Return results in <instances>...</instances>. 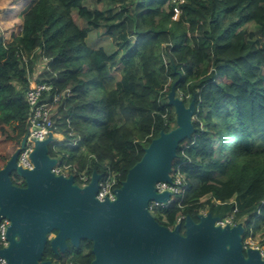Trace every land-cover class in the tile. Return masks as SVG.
Listing matches in <instances>:
<instances>
[{"label":"trees","instance_id":"16d2710c","mask_svg":"<svg viewBox=\"0 0 264 264\" xmlns=\"http://www.w3.org/2000/svg\"><path fill=\"white\" fill-rule=\"evenodd\" d=\"M175 5L34 0L19 33L0 27V170L29 132L26 91L32 81H46L53 86L45 95L54 131L65 136L50 144V154L67 161L80 184L81 173L106 176L108 166L122 173V184L152 140L176 127L168 102L176 83L186 104L195 99V132L173 161L172 173L185 176L184 193L155 212L157 221L173 229L179 217L184 224L187 216L225 217L238 207L244 239L263 235L264 0H185L179 19ZM99 29L116 49L90 47V34ZM40 56L49 64L33 78ZM12 180L26 186L17 173ZM92 248L89 239L77 247L69 240L65 252H55L49 240L43 260L91 264Z\"/></svg>","mask_w":264,"mask_h":264},{"label":"water","instance_id":"95a60500","mask_svg":"<svg viewBox=\"0 0 264 264\" xmlns=\"http://www.w3.org/2000/svg\"><path fill=\"white\" fill-rule=\"evenodd\" d=\"M168 102L175 108L176 127L152 140L116 189L115 200L97 198L102 173L94 171L91 181L81 186L73 174L53 171L59 161L49 150L54 133L35 141L32 169L19 165L28 134L23 138L0 170V221H11L9 245L0 250L7 264H57L43 260L49 240L55 252H65L69 240L77 247L83 239L93 241L91 264H264L259 250L245 251L246 226L241 222L223 227L217 225L219 216L207 212L199 214V221L187 216L172 229L150 211L152 201L170 199L171 192H158L157 183L172 181L178 148L195 132V99L186 104L175 83ZM13 173L26 186L16 185Z\"/></svg>","mask_w":264,"mask_h":264},{"label":"built area","instance_id":"2783aa9c","mask_svg":"<svg viewBox=\"0 0 264 264\" xmlns=\"http://www.w3.org/2000/svg\"><path fill=\"white\" fill-rule=\"evenodd\" d=\"M185 0H175L176 5L174 6V19H179L182 9L181 4L184 3ZM53 89V86L49 82H34L32 81L30 87L26 91L27 102L30 107V128L28 132V139L26 147L21 151L18 159L19 165H22L25 168L32 169L33 162L30 158V153L34 149L35 141L40 140L43 141L51 133H54V141L53 142H61L58 139L60 136L59 133L54 131L55 129V120L53 118V109L48 105L47 97L45 94L50 92ZM181 97V96H180ZM182 98V97H181ZM60 100V95L57 94L55 96L54 102ZM57 137V138H56ZM93 156V155H91ZM59 160V159H58ZM108 174L105 176L103 174L102 179L100 180V189L97 194V198L100 201L115 200L116 199V189L120 187L121 182L120 178L122 173L119 171H114L108 166ZM53 171L58 175L69 176L71 173V165L67 164V161H64L63 164L58 163L54 166ZM74 175V174H73ZM82 183H78L81 186H86L90 181L91 177L88 174V171L80 174ZM187 185L184 174L178 170L175 173H172V181L166 182L161 181L157 183L158 192L163 193L165 191L171 192V197L166 202L160 201H152L150 203V211L155 215L157 210L168 207L177 195H183L184 188ZM215 201V199H213ZM220 203V201H217ZM238 212V207H236L230 214L225 217H220L217 221V225L220 226H235L238 223L246 224L242 221H237L236 213ZM202 213H207L204 211ZM181 217H179V222ZM11 224L9 218H2L0 221V250L7 247L9 245V240L7 238L8 228ZM244 249L245 251L253 248L260 251L262 257L264 258V234L254 236L253 232L250 237L243 239ZM0 264H7V260L0 256Z\"/></svg>","mask_w":264,"mask_h":264},{"label":"rangeland","instance_id":"374dc122","mask_svg":"<svg viewBox=\"0 0 264 264\" xmlns=\"http://www.w3.org/2000/svg\"><path fill=\"white\" fill-rule=\"evenodd\" d=\"M33 2L34 0H0V18H2L0 19V27L4 33L6 32L7 34L13 31L19 33L21 31L24 12ZM86 4L89 6H95L96 0H86ZM108 4L109 3H107L106 6H108ZM74 15L77 16V10H74ZM249 28L251 30L255 29L254 24H249ZM88 43L92 48L103 46L108 51L116 49L114 40L111 37L106 36L101 29L92 31L88 39ZM48 64L49 61L46 58L40 56L35 63L33 78H36L42 72H44L43 70L47 69ZM166 88L168 87L165 86L164 90H166ZM164 100L167 101V99ZM59 135L61 136L62 134L59 133ZM58 139L64 141L65 136L62 135V137H58ZM91 158H93V156L90 155L89 159L91 160ZM245 220L246 219L243 218L242 222L245 223Z\"/></svg>","mask_w":264,"mask_h":264},{"label":"crops","instance_id":"0c3cea01","mask_svg":"<svg viewBox=\"0 0 264 264\" xmlns=\"http://www.w3.org/2000/svg\"><path fill=\"white\" fill-rule=\"evenodd\" d=\"M44 70H45V69H44ZM44 70H43V71H44Z\"/></svg>","mask_w":264,"mask_h":264}]
</instances>
